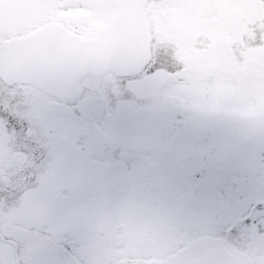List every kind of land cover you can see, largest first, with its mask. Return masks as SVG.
<instances>
[{"label":"rangeland","instance_id":"374dc122","mask_svg":"<svg viewBox=\"0 0 264 264\" xmlns=\"http://www.w3.org/2000/svg\"><path fill=\"white\" fill-rule=\"evenodd\" d=\"M111 10L107 0H0V41L47 20L92 36ZM143 10L153 48L137 76H89L73 103L0 78V223L57 260L71 233L78 264H181L221 242L264 264V0H148ZM20 123L30 141L13 134ZM202 157L223 179L194 193L186 175Z\"/></svg>","mask_w":264,"mask_h":264},{"label":"water","instance_id":"95a60500","mask_svg":"<svg viewBox=\"0 0 264 264\" xmlns=\"http://www.w3.org/2000/svg\"><path fill=\"white\" fill-rule=\"evenodd\" d=\"M110 22L95 37L81 39L58 22L48 21L4 43L3 72L8 83L30 84L45 94L73 102L88 75L112 71L118 77L137 74L150 59L151 35L143 13L147 0H109ZM13 158L24 163L22 153ZM38 264H61L54 260ZM185 264H239L223 243Z\"/></svg>","mask_w":264,"mask_h":264},{"label":"snow or ice","instance_id":"6c2138e0","mask_svg":"<svg viewBox=\"0 0 264 264\" xmlns=\"http://www.w3.org/2000/svg\"><path fill=\"white\" fill-rule=\"evenodd\" d=\"M222 179V175L219 172H214L208 159L203 157L191 164L186 175V183L194 193L218 184ZM77 246L78 240L71 233L61 237L56 244L58 255L63 257L61 264H78L75 255L78 251Z\"/></svg>","mask_w":264,"mask_h":264},{"label":"flooded vegetation","instance_id":"af4514ba","mask_svg":"<svg viewBox=\"0 0 264 264\" xmlns=\"http://www.w3.org/2000/svg\"><path fill=\"white\" fill-rule=\"evenodd\" d=\"M25 129L26 128L22 125H20V127H15L13 134H16V137L23 140L25 139ZM26 138L28 139L29 137L27 136ZM2 190H4V188ZM6 228H8V230H6ZM11 228L14 227L0 223V262L2 264H8L7 260L13 262V264H17L15 261V250L18 255V264H30L33 263L34 260L42 258L43 251L29 250L28 247L24 245L26 240L18 238V229L15 230ZM8 231H11V233H8Z\"/></svg>","mask_w":264,"mask_h":264}]
</instances>
